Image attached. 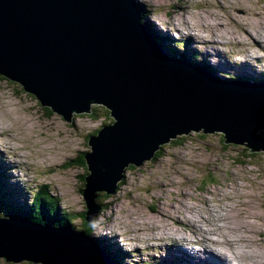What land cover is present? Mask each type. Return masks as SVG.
I'll return each instance as SVG.
<instances>
[{
	"label": "water",
	"instance_id": "1",
	"mask_svg": "<svg viewBox=\"0 0 264 264\" xmlns=\"http://www.w3.org/2000/svg\"><path fill=\"white\" fill-rule=\"evenodd\" d=\"M150 28L193 54L190 38L185 50ZM0 76L67 122L93 105L108 110L112 121L88 136L83 154L88 222L102 208L98 193L113 194L127 167L178 136L217 132L247 153L264 151L261 76L222 78L171 56L143 23L138 0H0ZM0 257L110 264L81 230L11 216H0Z\"/></svg>",
	"mask_w": 264,
	"mask_h": 264
},
{
	"label": "rangeland",
	"instance_id": "2",
	"mask_svg": "<svg viewBox=\"0 0 264 264\" xmlns=\"http://www.w3.org/2000/svg\"><path fill=\"white\" fill-rule=\"evenodd\" d=\"M138 2L146 11L145 24L177 41L190 38L196 61L206 63L215 75L231 79L238 75L261 76L264 58L258 61L254 57H264V0ZM244 43L258 45L247 51L241 47ZM111 121L105 118L104 109L98 108L94 116L74 114L72 121L67 122L41 106L18 83L0 76L1 194L12 193V196L7 194L12 205L27 209L33 193L43 187L58 202V214L63 210L86 211L82 176L87 170L78 159L89 150L88 136ZM119 183L114 194L98 198L104 208L95 216L90 233L108 247L115 262L210 264L178 261L163 245L147 247L148 242L158 245L159 241H150L145 236L138 241H125L132 231L140 235L145 229L155 237V230L164 236L162 231H170L168 226L173 222L193 226L190 219L179 220L178 214L188 212L182 206L194 205L195 215L191 218L201 223L202 228L214 229L221 236L217 241L224 242L233 252L234 255L224 252L225 258H232L237 264H264V151L247 153L242 145L224 143L222 134L217 132H191L164 144L155 158L140 166L127 167ZM180 190L186 193L184 198L177 193ZM176 218L179 223L175 222ZM71 226L77 231L83 228L78 218ZM177 227L172 226L180 229L179 237L185 234ZM114 229L119 234L111 240L109 237L113 236L109 234H114ZM192 246L199 247L186 245ZM121 253L128 255L121 257ZM105 256L114 264L110 255L105 253ZM0 264L33 263L8 262L0 257Z\"/></svg>",
	"mask_w": 264,
	"mask_h": 264
},
{
	"label": "trees",
	"instance_id": "3",
	"mask_svg": "<svg viewBox=\"0 0 264 264\" xmlns=\"http://www.w3.org/2000/svg\"><path fill=\"white\" fill-rule=\"evenodd\" d=\"M139 7L141 10V14H142V20L144 18V15L146 13L145 8L143 7V5H141L139 3ZM144 23V21H143ZM145 24V23H144ZM148 29L150 30L152 36L154 37V39L173 57L187 61L188 63H191L193 65L199 66L209 72H214L213 69L206 67L207 64L206 63H199V62H195L194 61V55L196 54L195 52H193V54L189 55L187 53V51H182L180 48H177L176 46L172 47V46H168L166 45L165 40L159 36L153 29H151L147 23L145 24ZM189 39H184V41L180 40L178 41L179 45L181 46L180 43H182V48L187 50L188 46H189ZM178 45V44H177ZM251 76H246V78H242L240 77V75L236 76L235 78L232 79H238V80H246L249 79ZM229 79H231L230 77H228ZM257 80H263L264 81V70L261 73V77ZM98 108H102L104 109L105 112V118H107L109 121L111 120L109 117V112L108 110H106L103 107H96V106H92V112L91 115H95V112L97 111ZM90 114V113H89ZM105 123H103L104 125ZM102 125V126H103ZM101 126V127H102ZM100 129V128H99ZM97 132V131H96ZM94 132V134L96 133ZM92 135V134H91ZM262 135L264 136V132L262 133ZM161 149V148H160ZM160 149L155 153V157L158 156V153H160ZM246 148H245V152H246ZM154 157V158H155ZM247 157V156H245ZM80 162H82V164L84 165V160H83V155L81 154V156L78 159ZM132 167V166H131ZM1 174H3V172L0 170V176ZM85 175V174H84ZM84 175L82 176V180L84 181ZM5 183V180H2ZM211 183H214L213 180H211ZM84 184V183H83ZM120 184V183H118ZM3 183L0 182V216H11V217H20V218H27L36 222H41L44 224H49V225H53V226H62V227H66V228H70L73 231H77L74 230L71 226L72 222L74 221L75 218H78L83 226L82 229H80L81 231H83L86 235L90 236L92 227H93V221L88 222L85 218V211L81 212V213H77V212H65L64 210L62 211V214H58V202L56 201V199L50 194L49 191L44 190L43 187H40V189L36 192L33 193V198H32V205L27 206V209L21 208L15 204L12 205V203L9 201V198L7 197V194L12 196V193L10 192H6L5 196L3 194H1V190L3 189ZM105 196L108 197L109 195H106L104 193H98V196L96 198V203L99 205H102V209L104 208L103 204L98 202V198L100 196ZM14 201V200H13ZM3 203L6 204V206H3ZM23 204V203H22ZM79 230V231H80ZM90 238L94 241V243H96L99 247H101L106 254L110 255V258L112 259V262L114 264H124V262H122L121 260H118V262H115V260L112 258L111 256V252H109L107 249L108 247L102 244V242H99L97 239L92 238V236H90ZM128 254L126 253H121L119 254V256H126ZM121 261V262H120Z\"/></svg>",
	"mask_w": 264,
	"mask_h": 264
},
{
	"label": "bare ground",
	"instance_id": "4",
	"mask_svg": "<svg viewBox=\"0 0 264 264\" xmlns=\"http://www.w3.org/2000/svg\"><path fill=\"white\" fill-rule=\"evenodd\" d=\"M203 44L204 45H207L205 41H203ZM257 45H258V43H253V45H251V43H244V46L241 45V47H245V50H247L249 47L257 46ZM217 51L218 50H213L212 52L218 53ZM262 55H264L263 52H262ZM158 188L159 187H156V189H158ZM170 192L172 193V190H170ZM177 193L182 198H184L185 195H186V193H184L181 190L178 191ZM181 194H184V196H182ZM214 194H216V193H214ZM214 194L211 195V196H215ZM16 195L19 198V195L18 194H16ZM110 195H112V194H110ZM205 203L207 204V202H205ZM182 207L185 208V210L188 208L187 209L188 212L185 213V212L179 211L178 216L179 217L181 216L179 220L186 221V220L190 219L193 222L194 225L191 226V227H189L187 225L180 226V225L175 224L173 222L172 226H175V227L179 226V227H181L185 231V234L181 233L180 237H179L180 229H177L178 227L177 228H172V226H170V225L168 226L167 225L168 226V229L170 231H168L166 233V231L163 230L162 233H164V236H160L161 235V231L160 230L159 231L155 230L156 233H157V235L155 237H151V233L146 232L145 229H144V230H141L140 235L137 234V231H132L130 233L129 239H127L125 241H127V242H131L133 240L138 241L140 238H142V236H145V238L146 239H149L150 241L151 240L159 241V244L158 245H155L153 242H148L147 243V247H149L151 249L155 248L156 246L158 248H162L160 246L163 245V246L167 247L166 250H169V252L172 253L173 255L175 254V257L178 258V259H176V258L175 259L178 260V261H180L181 259H184V261L187 260L189 263H197V262L201 261V262H204V263H206V262L208 263L209 262L210 264H237L238 262H236V260L234 261L232 258H229V259L228 258H225L224 252H229L230 251L232 253V255H234V254H233V252L230 250V248L227 245H224V242H219L221 236L219 234L217 235L214 232V229L202 228L201 223L199 225L197 223V221H194L191 218V217H193L195 215L193 213L195 211L194 205H188V206L184 205ZM191 210H193V211H191ZM160 214L163 215L164 214L163 211H161ZM175 222L176 223H179V221H177V218L175 219ZM229 229H230V227H229ZM218 230H220V229H218ZM221 230H223V229H221ZM114 231H115V229H114ZM153 231H154V229H153ZM96 233H97V231H96ZM117 234H119V233H117V231H115L114 234H109V235H112L113 236V237H109V238L112 240L113 238H115L117 236ZM98 237H99V235H98ZM103 237L107 238V235H104ZM217 239H219V241H217ZM191 244L192 245H195L197 247L199 246V247L198 248L193 247V246L192 247H186V245H191ZM225 247H228V249L225 250L226 249ZM189 249H190V251H189ZM175 251H177V252H175ZM229 255H230V253H229Z\"/></svg>",
	"mask_w": 264,
	"mask_h": 264
}]
</instances>
